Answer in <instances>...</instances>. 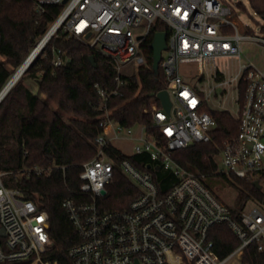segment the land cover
<instances>
[{
	"label": "built area",
	"instance_id": "obj_1",
	"mask_svg": "<svg viewBox=\"0 0 264 264\" xmlns=\"http://www.w3.org/2000/svg\"><path fill=\"white\" fill-rule=\"evenodd\" d=\"M63 1L34 0L35 10L62 5L48 29L51 37H74L92 51L95 63L97 57L108 64L116 87L95 85L104 101L124 85L126 65L145 62L141 44L154 26L161 23L170 29L159 67L171 107L167 111L156 97L150 108L151 128L160 136L147 124H137L139 132L134 133L133 126H123L105 110L102 132L95 138L97 153L83 163L79 174L80 191L87 198L63 203L81 239L69 249L72 263L226 264L235 257L240 261L254 241L263 250L264 207L249 201L236 218L234 206L205 184L204 175L184 168L174 158L177 150L210 142L217 126L210 109L227 110L238 119L239 131L216 155L217 174L255 179L264 171V71L243 62L242 48L246 39L264 40L242 33L236 4L225 0ZM232 61L234 70L229 69ZM64 63L63 51L55 50L54 66ZM241 83L245 86L242 103ZM229 98L237 106L236 114L226 106ZM105 107L102 103L100 108ZM111 146L127 156L110 151ZM129 146L132 151L123 150ZM141 153H148L156 166L176 177L166 192L160 191L149 170L128 157ZM115 171L123 173L139 192L126 209H102L99 200L108 193ZM2 175L0 264H57L44 259L53 246L48 213L21 189L6 186ZM220 223L228 224L240 241L224 258L218 256L210 235Z\"/></svg>",
	"mask_w": 264,
	"mask_h": 264
},
{
	"label": "trees",
	"instance_id": "obj_2",
	"mask_svg": "<svg viewBox=\"0 0 264 264\" xmlns=\"http://www.w3.org/2000/svg\"><path fill=\"white\" fill-rule=\"evenodd\" d=\"M249 3L264 17L263 9H259L253 0ZM236 6L246 9L243 1ZM62 8V5L50 4L42 12H37L34 0H0V92L45 36ZM157 31L170 35L166 25L157 23L154 26L150 36L141 44L145 62L132 75L122 76L124 85L107 101L103 100L95 85L99 83L108 89L116 87L110 67L97 57L94 65L90 60L92 51L65 34L48 40L0 101L2 180L6 186L19 188L24 195L37 200L48 213L53 246L44 254V259L57 264H73L69 249L81 239L63 203L69 198H87L80 191L79 174L83 163L97 153L95 138L102 132L100 122L105 118V110L125 127L136 124L153 126L150 108L157 98L151 94L167 87L163 69L159 67L157 75L153 70L151 44ZM57 49L63 51L65 63L62 66L53 64ZM26 80L35 81L38 91L34 92L26 85ZM244 87L241 83V103ZM102 103H106V107L101 109ZM210 113L217 121L211 141L177 150L174 158L184 168L204 175L203 181L213 191L210 180L216 176L232 185L237 192L232 212L238 218L249 201L264 207V171L255 179L217 174L216 155L236 137L239 121L227 110L210 109ZM151 131L160 136L157 129L151 128ZM109 150L117 149L111 146ZM117 151L121 157L127 156ZM128 157L141 169L151 172L161 192L176 183L172 172L162 166L156 168L148 153ZM149 164H153L151 169H148ZM36 168L41 171L37 172ZM255 180L260 182V188ZM107 188L108 193L99 200L100 207L106 210L128 208L139 192L120 171H115ZM210 235L220 258L227 256L240 242L225 223L214 225ZM240 264H264V249L258 250L255 241L250 243Z\"/></svg>",
	"mask_w": 264,
	"mask_h": 264
},
{
	"label": "rangeland",
	"instance_id": "obj_3",
	"mask_svg": "<svg viewBox=\"0 0 264 264\" xmlns=\"http://www.w3.org/2000/svg\"><path fill=\"white\" fill-rule=\"evenodd\" d=\"M227 3L234 5L238 4L239 1H243L246 4V9H240L236 6V21L240 30L243 34H251L255 37H260L264 40V17L254 8L249 0H225ZM253 3L259 8L264 10V0H253ZM249 31V32H247ZM243 62L252 63L260 70L264 71V43L257 42L251 39H246L243 41ZM235 61H232L231 67L229 69H235ZM136 64H128L124 67L123 72L126 75H132L137 70ZM184 69L187 71L189 66H184ZM25 84L28 85L34 92L38 91V87L35 81L26 80ZM227 108L233 113L236 114L237 109L236 105L231 102L229 98L227 102ZM134 133L139 132V125L133 126ZM124 144H120L121 147H125ZM127 145V144H126ZM125 151H132V147L129 146L124 148ZM221 168V167H220ZM212 188L215 193L227 204L233 205L237 195L236 190L232 185L225 182L221 176H216L210 180ZM226 264H240L238 258H233L228 261Z\"/></svg>",
	"mask_w": 264,
	"mask_h": 264
},
{
	"label": "water",
	"instance_id": "obj_4",
	"mask_svg": "<svg viewBox=\"0 0 264 264\" xmlns=\"http://www.w3.org/2000/svg\"><path fill=\"white\" fill-rule=\"evenodd\" d=\"M67 0H64L63 3H65ZM52 35V31L49 30L45 36L42 38V40L39 42V44L36 46V48L31 52V54L28 56V58L23 62V64L18 68V70L13 74V76L9 79L7 84L4 86V88L0 92V101L5 97V95L8 93V91L13 87L15 83H11L14 79L16 74L21 75L25 72V70L29 67V65L32 63L34 58L38 55V53L41 51V49L44 47V45L48 42ZM151 47L153 49V70L154 73L157 75L159 72V63L162 57V51L167 48V33L165 31H157L154 34L153 41L151 44ZM91 62L95 65V58L93 55H90ZM19 77V78H20ZM154 97H157L162 106L169 111L171 107V101L169 98V93L166 89L160 90L158 92H153L151 94ZM152 165L149 164L148 168H151ZM156 168H159V166H156ZM258 188L261 187V184L258 180H255L254 182ZM102 193H105V190H102Z\"/></svg>",
	"mask_w": 264,
	"mask_h": 264
},
{
	"label": "bare ground",
	"instance_id": "obj_5",
	"mask_svg": "<svg viewBox=\"0 0 264 264\" xmlns=\"http://www.w3.org/2000/svg\"><path fill=\"white\" fill-rule=\"evenodd\" d=\"M19 74H16L11 83H16L19 80Z\"/></svg>",
	"mask_w": 264,
	"mask_h": 264
}]
</instances>
